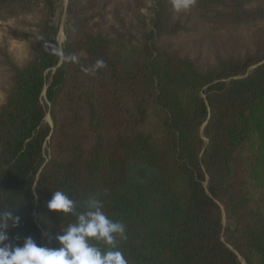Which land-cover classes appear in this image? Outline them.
Masks as SVG:
<instances>
[{"label": "trees", "instance_id": "16d2710c", "mask_svg": "<svg viewBox=\"0 0 264 264\" xmlns=\"http://www.w3.org/2000/svg\"><path fill=\"white\" fill-rule=\"evenodd\" d=\"M201 1L251 43L186 55L173 48L194 26L172 0H66L58 45L55 0H0V22L37 16L14 35L29 39L22 64L0 43V210L21 217L10 242L57 246L75 221L47 209L62 190L125 224L128 264H264V3Z\"/></svg>", "mask_w": 264, "mask_h": 264}, {"label": "clouds", "instance_id": "9594fccd", "mask_svg": "<svg viewBox=\"0 0 264 264\" xmlns=\"http://www.w3.org/2000/svg\"><path fill=\"white\" fill-rule=\"evenodd\" d=\"M193 3L194 0H172V7L177 12L186 11ZM44 47L62 59L79 63L76 55L65 56L54 44L46 42ZM104 67L105 61L98 59L94 65L81 70L95 75ZM16 207L0 210V264H128L118 243L126 239L125 224L110 218L91 202L87 203L86 210L77 211V201L64 191L51 192L48 211L75 215V221L54 236L55 247L41 246L31 236L20 245L10 242L7 230L10 226L19 227L21 221L20 216H14Z\"/></svg>", "mask_w": 264, "mask_h": 264}, {"label": "rangeland", "instance_id": "374dc122", "mask_svg": "<svg viewBox=\"0 0 264 264\" xmlns=\"http://www.w3.org/2000/svg\"><path fill=\"white\" fill-rule=\"evenodd\" d=\"M114 2L131 3L133 0H113ZM56 8L53 21L58 25L59 30L56 37L58 45H61L65 36L63 33V25L65 21V7L66 0H55ZM251 5H261L264 0H250ZM202 5L201 0H194L192 6L186 11H176L177 17L182 18V22H187L190 26H194V34L182 38L176 42V49L182 54L193 56L198 50L203 55L211 57L213 61V48L218 43L234 44L233 41L237 40V45L248 46L251 43L252 33L250 32H237L233 35L226 29H219L215 25V21L212 17V23L209 20V15L204 12L200 7ZM147 10L142 8L140 14L146 17ZM189 19V21H187ZM37 21V16H26L17 19H11L5 22H0V43H4L7 46L10 57L18 64H22L27 57V50L29 45V39L18 38L15 35L17 32H32V29H26L25 24L34 25ZM212 48V49H211ZM8 90L7 76L0 71V104L6 98ZM48 118V117H47ZM46 118V122L50 124ZM244 264L243 262H241Z\"/></svg>", "mask_w": 264, "mask_h": 264}, {"label": "water", "instance_id": "95a60500", "mask_svg": "<svg viewBox=\"0 0 264 264\" xmlns=\"http://www.w3.org/2000/svg\"><path fill=\"white\" fill-rule=\"evenodd\" d=\"M49 118V117H48Z\"/></svg>", "mask_w": 264, "mask_h": 264}]
</instances>
